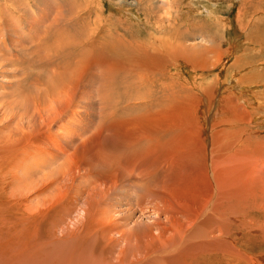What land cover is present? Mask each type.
<instances>
[{
	"label": "rangeland",
	"instance_id": "rangeland-1",
	"mask_svg": "<svg viewBox=\"0 0 264 264\" xmlns=\"http://www.w3.org/2000/svg\"><path fill=\"white\" fill-rule=\"evenodd\" d=\"M0 139V264H264V0H0Z\"/></svg>",
	"mask_w": 264,
	"mask_h": 264
},
{
	"label": "bare ground",
	"instance_id": "bare-ground-1",
	"mask_svg": "<svg viewBox=\"0 0 264 264\" xmlns=\"http://www.w3.org/2000/svg\"><path fill=\"white\" fill-rule=\"evenodd\" d=\"M66 35V34H65ZM69 37V36H68ZM64 39H66L65 37H64ZM69 39V38H68ZM88 39H90V38H88ZM63 40V39H62ZM67 40V39H66ZM121 41V40H120ZM69 42V41H68ZM117 42V41H116ZM64 43H65V41H64ZM119 44V43H118ZM128 44V43H127ZM126 43H124V45H127ZM115 47V48H114ZM113 47V49H114V53H115V55H116V57L117 58H119V59H126L128 56H130L132 53H133V49L129 46V44L127 45V46H123V44H121V46H119V48H118V46L116 47V45ZM121 47V48H120ZM73 49V48H72ZM70 54H71V52H70ZM176 54V53H175ZM62 79V78H61ZM60 79V80H61ZM65 81H67V80H65ZM61 83H62V80H61ZM63 85V84H62ZM199 89V88H198ZM70 94V93H69ZM222 98V97H221ZM72 100V99H71ZM60 114V113H59ZM5 139V138H4ZM8 139V138H7ZM18 139V138H17ZM12 140V139H11ZM71 140H73L72 138H71ZM7 144H10V142H3V143H1V139H0V173H2V172H8L9 171V169H11V171H12V154H9L8 152H10V150L12 151H14V145H12V144H10V145H7ZM17 144V143H16ZM70 144V143H69ZM73 156V155H72ZM1 157L3 158V159H1ZM72 158V157H71ZM22 163V162H21ZM10 171V172H11ZM7 172H6V175H5V177H3L1 180H0V184H1V186H3L4 187V192H5V195L7 194L6 193V188H11V186H12V183H11V186H9L8 187V185H10L9 183L12 181H9V178L8 177H6V176H8V175H10L11 173H9L8 175H7ZM5 174V173H4ZM4 176V175H3ZM11 177V176H10Z\"/></svg>",
	"mask_w": 264,
	"mask_h": 264
}]
</instances>
